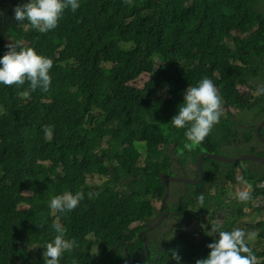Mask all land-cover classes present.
I'll use <instances>...</instances> for the list:
<instances>
[{"label":"trees","instance_id":"1","mask_svg":"<svg viewBox=\"0 0 264 264\" xmlns=\"http://www.w3.org/2000/svg\"><path fill=\"white\" fill-rule=\"evenodd\" d=\"M27 2L0 3V57L9 42L21 41L53 60L52 81L47 92H31L27 81L0 84V264H44L43 246L57 234L53 223L78 245L59 264H177L172 250L180 264L206 258L218 238L211 227L191 240L184 231L169 236L176 227L161 229L174 211L177 218L202 212L209 226L230 231L242 202L229 199L215 224L221 207L198 203L201 183L168 182L169 211L145 231L147 247L141 232L165 209L152 204L164 195L160 173L196 178L200 152L264 156L255 136L264 116V95H256L264 79V0H79L47 33L13 18ZM141 74L149 76L144 85H131ZM204 77L237 112L223 114L188 150L186 129L170 121L186 89ZM44 125L53 126L51 138ZM214 164L230 165L232 175L240 167L253 184L264 178V164L203 157V171ZM93 177L104 179L99 191L87 184ZM66 191L83 192L84 199L71 212L53 213L50 196Z\"/></svg>","mask_w":264,"mask_h":264},{"label":"clouds","instance_id":"2","mask_svg":"<svg viewBox=\"0 0 264 264\" xmlns=\"http://www.w3.org/2000/svg\"><path fill=\"white\" fill-rule=\"evenodd\" d=\"M123 2L125 4L131 5L132 0H123ZM79 7V0H28L27 3L17 5L13 9V18L18 22L28 21L33 29L41 33H47L58 26V22L65 9L70 8L71 11L75 12ZM6 43H8V40ZM6 47L8 49L7 52L2 57H0V84L8 87L13 85L22 86L27 81L31 92H35L37 89L47 92L52 81L50 70L53 67V60L42 54H38L32 47L23 46L21 41H16L14 43L9 42ZM28 94L29 92L26 91L25 95L27 96ZM256 95H264V84L257 85ZM226 108H233L235 111L226 110ZM227 112L236 113L237 110L233 105L226 107L225 101L221 98L212 80L204 77L198 82L197 86H189L186 89L184 94V102L179 106L178 113L171 118L170 123L175 128L186 129L184 135L187 142L184 144V148L192 150L195 146L200 145L205 140V138L210 134L214 125L219 123L220 117L223 114L225 115ZM42 130L45 137H52L53 126L44 125ZM206 154L212 155L219 153ZM207 157L211 158L210 156ZM216 161L219 163H224L219 160ZM201 173L202 177L199 182L201 185L196 188V193H198L197 201L200 205H203L204 201H208V204L212 207H221L220 212L216 213L217 215L214 217L213 222L215 224L222 223L221 213H227L225 204L229 201V199H238V201L242 203L239 210L231 216L230 231L220 230L218 225L209 226V217L202 212L200 218H195L193 216H186L185 218V215L183 217L177 218L175 216V212L172 211L169 218H175L176 223L182 225L196 221V227L184 231L187 234L188 239L189 236H191L192 239L196 238V234H202L203 236V232L207 231L210 227V232L214 233V237H218L214 239L212 243L207 245V247L210 249L207 257L198 259L195 264H258L261 261H264V245L261 246L259 244H252L250 241L255 239L256 235L264 236V219L254 222V227L259 226L262 229V231L258 234L254 231L247 232V226L244 225V223L248 220L242 223L243 229L240 227H235L236 222H240L241 220H236L237 216H255L257 214L264 213V178L253 184L243 177L240 167L236 168L232 175L230 165L214 164L203 171L202 161ZM172 176H185V174ZM198 177L199 172L198 176L193 179H197ZM182 184L186 185L184 183ZM238 188L241 190L238 191L237 195H234L233 190ZM84 195L85 194L83 192H76L73 194L72 192L67 191L59 195H52L50 196L49 207L53 213L71 212L77 208L80 201L84 199ZM87 195L89 198H92L91 192H89ZM167 195L164 196L163 201V197H161L159 202L161 206L165 205V209L167 206L169 211L168 205L164 203L166 201ZM164 210L160 213V216L164 213ZM189 210L193 211L194 213L197 208L195 206V208L192 207V209ZM168 211L166 212V215L163 217L162 221L167 216ZM162 221L156 227H158ZM155 222L152 224H155ZM149 225L151 224H148V226ZM147 227L142 231L144 232V235L145 231L148 230ZM52 228L57 234L51 242H48L43 246L44 251L42 256L44 264H59L60 258L66 251L71 252L75 247L78 246L74 239L68 240L64 238L65 229L61 225L53 223ZM255 253H257L259 257H257ZM171 258L177 261V264H180L181 258L175 250H172Z\"/></svg>","mask_w":264,"mask_h":264},{"label":"rangeland","instance_id":"3","mask_svg":"<svg viewBox=\"0 0 264 264\" xmlns=\"http://www.w3.org/2000/svg\"><path fill=\"white\" fill-rule=\"evenodd\" d=\"M228 45L230 47L234 48V44H233L232 40H228ZM157 60L158 59H156L155 57L152 58V61L154 62L155 65H157V63H158ZM148 78H149L148 74H141L134 82H131L130 84L134 85V86H137V87H142L144 85L145 81L148 80ZM159 94L161 96H164V91H160ZM249 94L250 93L247 92V90H244V95H249ZM226 110L235 111V109H233V108H226ZM254 146H256V143L254 144ZM139 149H140V147H139ZM140 150H141L140 151L141 154L143 155V149H140ZM219 154L225 155V156H230L233 153L221 150V151H219ZM103 180H104L103 178L93 177L91 179H87V184L91 185V186H94L95 190L99 191L101 189L100 186L103 183ZM240 190H241L240 188H238L236 190H233V194L237 195L238 191H240ZM152 202H153V205L156 208H159V205H160L159 200L153 199ZM20 208H26V206L25 205H21ZM193 208H195V206H193ZM240 219H241L240 222H236L235 227H240V228L243 229V224L242 223L244 221L248 220L251 224L248 221L244 223V225L247 226V232L248 231H254V232H256L258 234V233H260L262 231L261 227H259V226H255L254 227L253 226L254 225L253 222L256 220L254 216H252V215H248V216L241 215ZM138 224H139V222L133 223V225H138ZM196 225H197L196 221L195 222L194 221L190 222L188 224H182L181 225L179 223H176V219L175 218H167L164 221L163 226L161 227V229L165 230L166 228H170L172 230L173 228L176 227L175 231L172 230L170 233H168V235L171 236V235L176 234L177 232L190 230L191 228L196 227ZM201 236H202V234H196V238L201 237ZM256 238H258V239L250 240L252 244H259L261 246L264 245V238H261V236H258V235H256ZM189 239H192V237L189 236ZM261 246H257V247H261ZM94 247H95V250H96L97 247L96 246H94Z\"/></svg>","mask_w":264,"mask_h":264},{"label":"water","instance_id":"4","mask_svg":"<svg viewBox=\"0 0 264 264\" xmlns=\"http://www.w3.org/2000/svg\"><path fill=\"white\" fill-rule=\"evenodd\" d=\"M8 1H12V0H0V2H8ZM263 84H264V79H263ZM264 127V116L261 119V121L259 123L256 124L255 126V136L256 138L260 141L261 144L264 145V137L260 134V129ZM204 155L210 156L213 159L219 160L221 162L224 163H235L238 160H250V161H255L261 164H264V156H259L257 154H253V153H243V154H239L235 157H226V156H221L219 154H206V153H200L197 156L196 159V168L199 172V177L197 179H193V178H188L186 176H168L165 172H162L159 174L160 180L161 182L164 184L165 186V191H164V195L162 196V201L164 200V196L167 195L168 193V182H182L184 184H197L200 182L201 177H202V173H201V161ZM168 211L167 206L166 209L164 210V213L157 219V221L155 222V224H151L147 227V229H152L155 228L163 219V217L166 215V212ZM142 236H143V240H144V246H147V240L146 237L144 235V232H142ZM144 253H147L146 251Z\"/></svg>","mask_w":264,"mask_h":264},{"label":"flooded vegetation","instance_id":"5","mask_svg":"<svg viewBox=\"0 0 264 264\" xmlns=\"http://www.w3.org/2000/svg\"><path fill=\"white\" fill-rule=\"evenodd\" d=\"M263 129H264V128H263ZM255 143H256V142H255ZM255 148L259 150L261 147H260L259 144H256ZM263 154H264V151H263ZM221 214H222V218L226 215L225 212H222ZM254 217H255V219H256L254 222H256V221H258V220H262V219H264V213L257 214V215H255ZM239 219H240V216H237V217H236V220H239ZM248 222H249V221H248ZM254 222H253V223H254ZM249 223H250V222H249ZM253 223H252V224H253ZM250 224H251V223H250ZM259 238H260V237H259ZM261 238H264V236H261ZM255 239H258V238L255 237Z\"/></svg>","mask_w":264,"mask_h":264}]
</instances>
